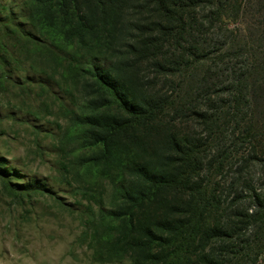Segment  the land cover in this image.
<instances>
[{
	"label": "rangeland",
	"instance_id": "obj_1",
	"mask_svg": "<svg viewBox=\"0 0 264 264\" xmlns=\"http://www.w3.org/2000/svg\"><path fill=\"white\" fill-rule=\"evenodd\" d=\"M60 4L69 8L63 19ZM123 6L124 0H0V264H192L198 257L200 240L184 244L177 235L193 197L183 188L185 175L179 188L165 191L138 179L142 167L151 177L173 157L172 136L206 143L199 121L187 111L194 71L154 77L152 69L138 65V56L127 61ZM262 19L226 25L253 29ZM90 56L103 63L102 75L91 67ZM126 63L137 75L135 98L167 101L160 116L132 118L100 86L102 76L124 94ZM242 143L225 144L243 156L225 161L222 175L214 171L209 177L208 189L216 196L219 185L229 186L227 197L220 196L228 208L247 193L246 186L264 188V164L242 162L250 156ZM214 147L202 150L203 157L207 150L219 156L210 164L221 161ZM173 165L165 168L168 175ZM240 170L248 174L234 188L233 173ZM205 181L195 179L193 185ZM144 190L163 193L139 197ZM249 205L243 199L233 207ZM215 216H203L199 225H210ZM257 264H264V255Z\"/></svg>",
	"mask_w": 264,
	"mask_h": 264
},
{
	"label": "trees",
	"instance_id": "obj_2",
	"mask_svg": "<svg viewBox=\"0 0 264 264\" xmlns=\"http://www.w3.org/2000/svg\"><path fill=\"white\" fill-rule=\"evenodd\" d=\"M109 6L113 15V5ZM68 10L66 5H59L61 18ZM107 10L104 7L102 13L108 15ZM121 13L130 40L126 43L127 61L138 56V65L145 66L144 70L152 69L154 77L170 73L181 78L194 71V99L187 111L199 121L197 125L206 138L200 146L196 140L172 136L169 143L173 157H166L164 165L151 177L142 167L143 174L138 179L143 183L151 181L155 188L165 191L173 186L179 188L183 183L181 176L185 175L183 188H189L188 194L193 197L187 202L188 219L179 223L177 235L184 244H191L195 237L200 240V252L192 264H257V257L264 255V188L246 186L247 193L234 197L228 208L226 204L221 206L220 196L227 197L229 186L221 187L218 183L220 196H216L209 191L208 184L214 171L222 175L225 161L243 156V150L228 151L227 142L235 147L242 140L241 146H249L250 156L248 160L243 157L242 162L251 164L258 160L264 164V0H124ZM260 15L263 19L253 29H229L226 25L243 18L255 20ZM88 60L102 75L103 63L97 57L90 56ZM126 68L128 82H123L124 94H119L102 76L97 77L100 86L109 90L126 115L143 122L160 116L167 101L147 95L135 98L133 85L137 75L127 63ZM133 100L140 104L134 105ZM123 124L116 128L122 130ZM210 143L215 144L213 151L219 152L221 161L210 164L219 156H211L208 150L202 156L203 148ZM171 165L173 175H168L165 168ZM242 173L248 174L245 170L233 173L234 188L244 181ZM200 178L206 180L204 185L194 186L195 179ZM126 185L121 190L126 199H131ZM161 191L144 190L139 197L160 196ZM243 199L250 205L233 207ZM211 213L216 214L211 224L199 225L203 216L209 217Z\"/></svg>",
	"mask_w": 264,
	"mask_h": 264
}]
</instances>
